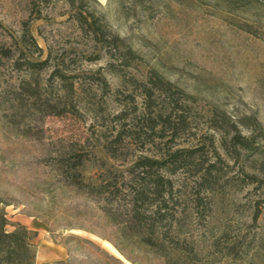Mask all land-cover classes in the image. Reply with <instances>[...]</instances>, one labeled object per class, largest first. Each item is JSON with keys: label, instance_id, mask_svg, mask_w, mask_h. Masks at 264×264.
<instances>
[{"label": "rangeland", "instance_id": "374dc122", "mask_svg": "<svg viewBox=\"0 0 264 264\" xmlns=\"http://www.w3.org/2000/svg\"><path fill=\"white\" fill-rule=\"evenodd\" d=\"M24 22L42 53L20 61L48 63L16 70L15 52L0 67V209L35 233L32 252L56 245L55 264H264V5L0 0L2 44L14 49ZM127 48L135 57L123 66ZM156 78L169 90L148 110L143 88ZM195 148L219 171L207 187L193 169L164 173L177 221L147 246L123 224L126 191L151 180L130 168ZM108 185L126 191L94 192Z\"/></svg>", "mask_w": 264, "mask_h": 264}, {"label": "trees", "instance_id": "16d2710c", "mask_svg": "<svg viewBox=\"0 0 264 264\" xmlns=\"http://www.w3.org/2000/svg\"><path fill=\"white\" fill-rule=\"evenodd\" d=\"M70 7H74L76 0H63ZM96 2V0H89ZM248 4H258L264 5L261 0H245ZM91 16V15H90ZM75 21H77L80 26L88 25L89 31L92 32L94 37L99 33L100 28L95 26V23H88L86 18L79 14L75 16ZM28 22L23 23V30L20 39L14 44L15 48L7 47L0 42V67L3 65L4 60L12 59L15 52L19 53L18 58L14 61V69L25 70L30 72H38L47 66V58L40 61L34 60H24L21 62L20 56H24V50H27V57L33 55L41 56L42 50L37 45L34 37L29 31ZM97 42L104 41L102 38H95ZM122 41L118 37H113L111 41V46L113 49H119ZM114 57L115 56H111ZM121 59L124 61L123 66H128V60L135 57L134 53L127 48L125 53L120 55ZM111 66V64H110ZM63 80L64 86L67 90L72 91V83L64 76H60ZM151 88L144 87V98L146 99V109L152 107L151 97L154 95L155 91L160 93L169 90L168 84L164 83L161 79L156 78V80H150ZM159 119L163 118L160 114H157ZM169 120L165 118L162 121L163 124L169 125ZM179 124L182 121L178 122ZM174 129V128H173ZM232 143L238 145L244 149H250L252 144H250L247 139L235 134L232 137ZM200 150L189 149V150H175L173 152H167L160 159H151L147 157L139 158L136 160L132 167L130 168V173L137 175H144V177L150 178L151 180L138 182L135 186H132L131 190H120L116 186H102L94 189V192L98 194L109 193L111 195H118L120 192H125V196L128 197L126 210L123 219V224H125L128 229L135 231L138 235H142V242L150 247H155L158 245L159 241L165 240L167 234L173 228L176 223L175 210L172 207L171 199L173 194V185L169 178H167L164 173L174 174L179 170L193 169L195 175H198L199 186L209 185V180L213 172L219 171L215 165L210 164L207 166L203 165L201 159ZM144 179V178H143ZM81 185V184H80ZM78 184V187H81ZM206 189V188H205ZM109 216H114V213L109 210L107 214ZM7 225H12L14 227L13 231L6 232L4 228ZM35 233L29 231L24 226L20 224H9L6 220L3 211L0 209V264H36L35 256L36 252H32L33 245L31 240L33 239ZM166 241V240H165ZM172 243V242H170ZM176 245V242H174Z\"/></svg>", "mask_w": 264, "mask_h": 264}, {"label": "crops", "instance_id": "0c3cea01", "mask_svg": "<svg viewBox=\"0 0 264 264\" xmlns=\"http://www.w3.org/2000/svg\"><path fill=\"white\" fill-rule=\"evenodd\" d=\"M104 3L106 0H97ZM62 253L57 246L51 243H46L38 246L35 256L36 264H55L56 261L62 259Z\"/></svg>", "mask_w": 264, "mask_h": 264}]
</instances>
